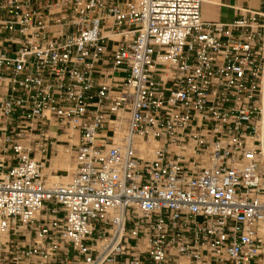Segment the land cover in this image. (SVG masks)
<instances>
[{"label": "built area", "instance_id": "built-area-1", "mask_svg": "<svg viewBox=\"0 0 264 264\" xmlns=\"http://www.w3.org/2000/svg\"><path fill=\"white\" fill-rule=\"evenodd\" d=\"M261 1L0 0V264H264Z\"/></svg>", "mask_w": 264, "mask_h": 264}, {"label": "crops", "instance_id": "crops-1", "mask_svg": "<svg viewBox=\"0 0 264 264\" xmlns=\"http://www.w3.org/2000/svg\"><path fill=\"white\" fill-rule=\"evenodd\" d=\"M261 0H202V17L206 21L229 23L238 16L261 8Z\"/></svg>", "mask_w": 264, "mask_h": 264}, {"label": "bare ground", "instance_id": "bare-ground-1", "mask_svg": "<svg viewBox=\"0 0 264 264\" xmlns=\"http://www.w3.org/2000/svg\"><path fill=\"white\" fill-rule=\"evenodd\" d=\"M51 134H55V131L52 130ZM59 141L60 142L64 141L67 143L66 138H64V137H60ZM60 144H59V146H60ZM138 145H139L141 155H143L147 158L153 157L155 148L157 147V143L146 144V143H143L140 141ZM67 146H68V149H63V145L60 146L61 152L59 153V155L55 159H53V161H54L53 166L55 167L54 169L59 173V175L56 177L51 176L52 167H50V165L46 166V168H45V172L50 175L49 177H50L52 185H55L57 183L58 184L66 183L69 181V179L72 176L73 164L70 160L71 150H70V146L69 145H67Z\"/></svg>", "mask_w": 264, "mask_h": 264}, {"label": "rangeland", "instance_id": "rangeland-1", "mask_svg": "<svg viewBox=\"0 0 264 264\" xmlns=\"http://www.w3.org/2000/svg\"><path fill=\"white\" fill-rule=\"evenodd\" d=\"M63 145V149H68V146L66 145L67 143L66 142H64V141H58V145L56 146V148H57V150H58V153L57 154H49L47 157H46V159H45V161H46V166H49L50 165V167H52V169H51V173L53 172H55L56 170L54 169L55 167L53 166L54 165V161H53V159H55L58 155H59V153L61 152L60 150V146H62L61 144ZM59 144H60V146H59ZM54 157V158H53ZM70 160H71V162L73 161V156L71 155V153H70ZM53 163V164H52ZM56 173L59 175V173L56 171ZM57 175V176H58Z\"/></svg>", "mask_w": 264, "mask_h": 264}]
</instances>
